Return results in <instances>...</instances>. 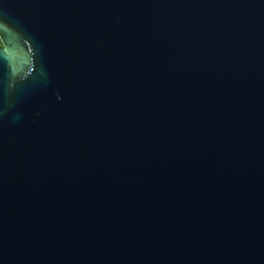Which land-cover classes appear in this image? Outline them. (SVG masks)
Segmentation results:
<instances>
[{
    "label": "water",
    "instance_id": "obj_1",
    "mask_svg": "<svg viewBox=\"0 0 264 264\" xmlns=\"http://www.w3.org/2000/svg\"><path fill=\"white\" fill-rule=\"evenodd\" d=\"M0 264H264V0H0Z\"/></svg>",
    "mask_w": 264,
    "mask_h": 264
},
{
    "label": "built area",
    "instance_id": "obj_2",
    "mask_svg": "<svg viewBox=\"0 0 264 264\" xmlns=\"http://www.w3.org/2000/svg\"><path fill=\"white\" fill-rule=\"evenodd\" d=\"M0 46H1V42H0Z\"/></svg>",
    "mask_w": 264,
    "mask_h": 264
}]
</instances>
